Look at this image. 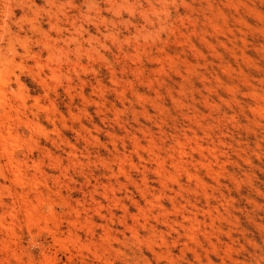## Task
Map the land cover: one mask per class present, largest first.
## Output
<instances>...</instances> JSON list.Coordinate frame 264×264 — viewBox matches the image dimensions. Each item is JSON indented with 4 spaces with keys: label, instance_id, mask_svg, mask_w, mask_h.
Returning <instances> with one entry per match:
<instances>
[{
    "label": "rangeland",
    "instance_id": "rangeland-1",
    "mask_svg": "<svg viewBox=\"0 0 264 264\" xmlns=\"http://www.w3.org/2000/svg\"><path fill=\"white\" fill-rule=\"evenodd\" d=\"M0 264H264V0H0Z\"/></svg>",
    "mask_w": 264,
    "mask_h": 264
}]
</instances>
